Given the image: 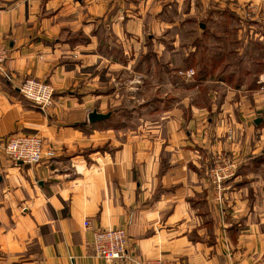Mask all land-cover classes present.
Here are the masks:
<instances>
[{"label": "crops", "instance_id": "1", "mask_svg": "<svg viewBox=\"0 0 264 264\" xmlns=\"http://www.w3.org/2000/svg\"><path fill=\"white\" fill-rule=\"evenodd\" d=\"M240 10L264 20V0H0L9 49V79L0 75V264H106L93 255L97 228L123 229L138 261L264 263V85L234 74L231 62L195 66V44L213 31L199 24L197 41L182 47L175 30ZM146 52L156 59L149 66L170 72L174 86L191 79L194 92L152 106L155 120L89 123L93 109L106 113L115 79L127 92L143 84L125 62ZM29 77L55 90L45 114L18 91ZM31 134L47 155L12 165L3 144ZM224 157L233 176L217 205L207 171Z\"/></svg>", "mask_w": 264, "mask_h": 264}, {"label": "rangeland", "instance_id": "2", "mask_svg": "<svg viewBox=\"0 0 264 264\" xmlns=\"http://www.w3.org/2000/svg\"><path fill=\"white\" fill-rule=\"evenodd\" d=\"M249 11L240 10L239 14L235 15L236 18L233 17L230 21H205L196 24L191 23V25L187 23L186 26L187 21L180 22L182 23L183 31H189L184 33L175 28L177 33L181 35L180 46H191L192 42L196 40L194 37L201 34L199 30L202 27L206 31H213L210 34L206 33L205 38H199V43L194 42L199 52L192 57V63L196 66L201 63V60L202 62L205 61L204 59L212 61L221 56L220 58H222L223 62H231L236 65V68L231 70L234 74L244 76L245 71H248V78L251 79L255 76L254 79L257 84L259 78L264 79V20L250 21L252 13ZM199 24L204 26L200 27ZM143 54L126 56L129 57V61L125 62V64H128L127 68L131 70H133V67H138L137 73L141 74L140 77L143 78V84L141 86L136 84L135 87L132 86L135 89L133 92L132 90L127 92L131 88L130 84L122 83L115 79L112 84L113 87L112 85L110 86L114 88V91L110 94L112 96L108 98V106L104 108L106 113L110 112V117L103 120L104 122L101 121L103 125H108L109 127L124 124L135 125L138 118L155 120L157 117L147 114L152 106L159 104L160 109H162L166 106L164 103L171 99L172 95L177 97L188 95L196 89V83L191 79L188 82H182V85L174 86L171 83L172 78L169 77L170 72L162 68L158 69L156 66L155 68L149 66V63L152 65L156 61L154 55L152 57L151 54L146 52L144 57L142 56ZM113 55L118 56L109 54L110 57ZM124 59L122 57L120 61L124 63ZM176 82L178 83V81ZM112 88H110L111 91ZM261 89H264V87ZM117 92H121L120 96Z\"/></svg>", "mask_w": 264, "mask_h": 264}, {"label": "built area", "instance_id": "3", "mask_svg": "<svg viewBox=\"0 0 264 264\" xmlns=\"http://www.w3.org/2000/svg\"><path fill=\"white\" fill-rule=\"evenodd\" d=\"M115 1L124 3L126 0ZM8 58L9 49L0 43V75L6 79H9V77L4 70V65ZM192 74V71L188 72L189 76H192ZM258 83L264 85V79L259 78ZM18 91L25 101L41 113L45 114L50 107L57 104L54 99V88L44 80L32 77L26 78L18 86ZM1 149L6 159L14 166L19 164L36 165L47 155L43 151L42 139L37 134L11 136ZM231 162L228 157L221 158L207 171L209 182L216 194L215 201L217 205L223 202L224 183L233 176ZM84 226L89 228L90 224L85 222ZM127 245L128 239L123 229L97 228L92 230L91 247L93 255L106 264H178L173 260L165 261L161 259L138 261L128 255Z\"/></svg>", "mask_w": 264, "mask_h": 264}, {"label": "water", "instance_id": "4", "mask_svg": "<svg viewBox=\"0 0 264 264\" xmlns=\"http://www.w3.org/2000/svg\"><path fill=\"white\" fill-rule=\"evenodd\" d=\"M109 117H110V112L102 114V113H98L95 109L90 111L87 115V119L89 123L100 122L108 119Z\"/></svg>", "mask_w": 264, "mask_h": 264}, {"label": "trees", "instance_id": "5", "mask_svg": "<svg viewBox=\"0 0 264 264\" xmlns=\"http://www.w3.org/2000/svg\"><path fill=\"white\" fill-rule=\"evenodd\" d=\"M220 57H221V56H220ZM220 57L217 58V59H219L220 61H223L222 58H220ZM238 68H239V67H238ZM204 71L209 72L207 69L202 68V70H200L199 73H203ZM226 73H228V71H226ZM245 73H248V71H245ZM254 78H255V76H254Z\"/></svg>", "mask_w": 264, "mask_h": 264}]
</instances>
